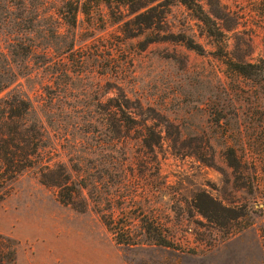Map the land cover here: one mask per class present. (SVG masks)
Wrapping results in <instances>:
<instances>
[{"label": "rangeland", "instance_id": "rangeland-1", "mask_svg": "<svg viewBox=\"0 0 264 264\" xmlns=\"http://www.w3.org/2000/svg\"><path fill=\"white\" fill-rule=\"evenodd\" d=\"M219 1L236 24L225 34L227 57L264 60V26L254 11L261 0ZM167 21L204 52L171 41L141 49L142 37L122 38L104 5L93 0L77 9L73 23L62 0H0L1 94L30 101L45 131L42 157L62 164L75 180L84 176L87 201L76 211L38 182L37 169L17 175L0 201L2 242L14 249L13 263L5 264H264L263 198L250 202L251 211L229 233L190 207L198 189L227 205L262 194L261 188L252 195L233 188L222 154L226 147L255 154V180L264 183V80L232 72L182 6L171 5ZM120 92L141 112H156L154 123L171 124L170 136L176 128L191 146L208 139L215 167L165 143L157 154L145 153L137 129L110 134L101 108ZM102 215L128 224L142 244L117 243ZM139 220L159 224L169 245L138 235Z\"/></svg>", "mask_w": 264, "mask_h": 264}, {"label": "trees", "instance_id": "trees-1", "mask_svg": "<svg viewBox=\"0 0 264 264\" xmlns=\"http://www.w3.org/2000/svg\"><path fill=\"white\" fill-rule=\"evenodd\" d=\"M91 0H62L63 7L70 10L71 23L77 9H82L86 2ZM94 3H102L107 10L111 22L117 24L118 32L122 38H139L141 49L146 45L171 41L181 43L185 48L193 50L197 54L204 52L203 47L195 42L191 36L184 32H174L167 21L170 6L174 3L182 6L188 14L197 21L204 33L213 40L219 59H226L230 70L238 75L255 80L258 83L264 80V60L259 63H251L240 60L238 57L232 60L227 57L225 34L231 32L235 22H231V15L219 0H93ZM255 13L261 19L264 26V0H261L255 8ZM236 48V47H235ZM3 86L0 85V201L9 194L10 184L21 172L35 168L38 171V182L57 190L56 197L59 203L68 205L72 209L83 212L87 207V201L81 194L86 187L84 176L75 180L65 170L62 164H53L41 154H48L44 150L45 131L42 121L37 116L30 101L21 94L12 93L2 95ZM151 115L141 112L136 102L127 98L122 92L106 98L102 104L101 114L105 130L112 135L122 137L132 129L140 132L138 136L140 148L148 154H157L165 143L168 149L175 152L190 149L186 154L193 155L199 162L206 166L215 167L213 151L208 139L200 140L197 145L191 146L184 140H180L179 131L175 129L170 136L168 129L171 124L160 125L155 121L158 115L152 109H148ZM164 132L165 136H161ZM225 166L230 170V184L233 188L244 190L249 195L258 193L259 196H251L240 203L223 204L220 200L210 195L204 189L196 190L190 198V207L207 224L229 233L235 223L243 219L250 209V202L261 197L264 199V183L255 180L258 160L255 154H236L234 148L226 147L223 154ZM96 180H92V185ZM258 205V204H256ZM264 208V201L261 203ZM260 211V210H259ZM101 221L115 237L119 244L137 246L142 244L139 236L130 235L127 231L128 224L117 226V222L108 216H101ZM125 227L123 234H119L120 228ZM138 235H144L152 245L168 246V240L162 235L160 226L152 220H139L137 226ZM0 235V264L10 259L14 261V249L4 244Z\"/></svg>", "mask_w": 264, "mask_h": 264}]
</instances>
